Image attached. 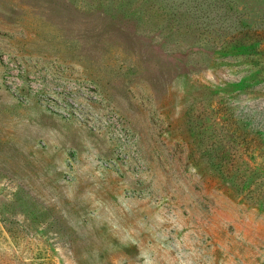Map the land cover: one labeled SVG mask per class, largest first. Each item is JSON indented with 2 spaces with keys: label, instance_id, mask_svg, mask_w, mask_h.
<instances>
[{
  "label": "rangeland",
  "instance_id": "obj_1",
  "mask_svg": "<svg viewBox=\"0 0 264 264\" xmlns=\"http://www.w3.org/2000/svg\"><path fill=\"white\" fill-rule=\"evenodd\" d=\"M0 264H264V0H0Z\"/></svg>",
  "mask_w": 264,
  "mask_h": 264
}]
</instances>
